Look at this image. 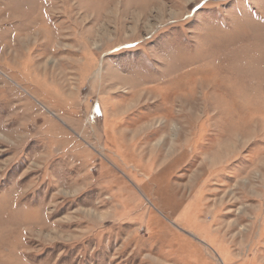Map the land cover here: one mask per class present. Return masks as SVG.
I'll return each mask as SVG.
<instances>
[{
	"label": "rangeland",
	"instance_id": "1",
	"mask_svg": "<svg viewBox=\"0 0 264 264\" xmlns=\"http://www.w3.org/2000/svg\"><path fill=\"white\" fill-rule=\"evenodd\" d=\"M0 264H264V0H0Z\"/></svg>",
	"mask_w": 264,
	"mask_h": 264
},
{
	"label": "snow or ice",
	"instance_id": "2",
	"mask_svg": "<svg viewBox=\"0 0 264 264\" xmlns=\"http://www.w3.org/2000/svg\"><path fill=\"white\" fill-rule=\"evenodd\" d=\"M197 9L199 8V6H195Z\"/></svg>",
	"mask_w": 264,
	"mask_h": 264
}]
</instances>
